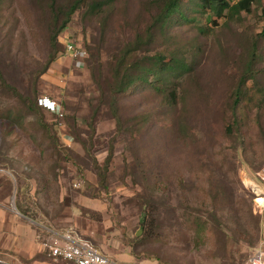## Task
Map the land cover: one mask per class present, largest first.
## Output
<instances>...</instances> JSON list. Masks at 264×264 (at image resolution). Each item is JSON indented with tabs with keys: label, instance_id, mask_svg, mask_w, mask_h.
Here are the masks:
<instances>
[{
	"label": "rangeland",
	"instance_id": "obj_1",
	"mask_svg": "<svg viewBox=\"0 0 264 264\" xmlns=\"http://www.w3.org/2000/svg\"><path fill=\"white\" fill-rule=\"evenodd\" d=\"M260 1L240 22L219 20L209 36L198 35L195 23L172 25L154 45L179 46L192 64L180 90L185 110L171 111L151 90H130L118 99L121 126L105 103L108 64L155 13L153 0H114L95 16L76 12L45 71L41 1H6L0 68L22 95L49 97L62 116L41 109L40 119L0 87V210L32 230L21 253L0 244V264H65L47 256L43 228L72 232L132 264H247L264 238V144L253 130L256 154L245 159L222 138L221 106L261 30ZM67 43L83 56L71 57ZM257 52L262 67L264 39ZM108 157L102 188L96 166ZM193 213L202 228L189 221Z\"/></svg>",
	"mask_w": 264,
	"mask_h": 264
},
{
	"label": "trees",
	"instance_id": "obj_2",
	"mask_svg": "<svg viewBox=\"0 0 264 264\" xmlns=\"http://www.w3.org/2000/svg\"><path fill=\"white\" fill-rule=\"evenodd\" d=\"M6 1L0 0V13L7 5ZM40 1V6L45 12V33L49 48L48 57L42 69L45 71L57 57L58 35L71 21L72 16L79 11H83L85 16L104 13L114 0ZM259 1L153 0L155 13L135 29L132 38L119 47L108 64L109 84L106 87L108 96L105 103H108L117 125L121 126L117 106L119 96L130 90L132 93L151 90L158 101L171 111L174 112L179 104H182L181 111L185 110V93L180 90L183 79L190 81L192 78V64L178 49L179 46L165 49L167 44L164 43L163 49H157L158 47L154 45L160 39H167L172 25L195 23L194 27L198 35L209 36L218 26L219 20H222L224 24L240 22L242 13H252L254 5L259 4ZM260 8L261 30L256 34V38L251 40V49L243 59L242 68L235 78V83L229 88L221 106L224 117L222 138L233 142L235 149L239 147L245 159L252 158L256 154L250 137L253 130L257 131L264 144V66L257 65L259 40L264 39V2ZM202 18L205 19V23L200 21ZM0 87L20 99L28 110L38 113L40 119H43L42 110L37 104L40 96L22 95L6 80L1 68ZM42 124L46 123L42 122ZM108 162L109 157L102 166L98 164L96 166V174L102 188L107 186L105 172ZM207 198L209 197H205L204 200ZM19 211L26 215L25 211L21 209ZM198 215L193 213L189 221L197 228H202L205 221L198 218Z\"/></svg>",
	"mask_w": 264,
	"mask_h": 264
},
{
	"label": "built area",
	"instance_id": "obj_3",
	"mask_svg": "<svg viewBox=\"0 0 264 264\" xmlns=\"http://www.w3.org/2000/svg\"><path fill=\"white\" fill-rule=\"evenodd\" d=\"M66 51L73 58L83 56V53L70 43L66 44ZM37 104L42 110L62 116L60 105L47 96H40L37 99ZM43 231L49 237L42 238L41 245L53 262H63L65 264H132L108 258L101 254L88 240L72 232L58 233L48 228H43ZM263 246L264 238L251 251L247 264H264Z\"/></svg>",
	"mask_w": 264,
	"mask_h": 264
},
{
	"label": "crops",
	"instance_id": "obj_4",
	"mask_svg": "<svg viewBox=\"0 0 264 264\" xmlns=\"http://www.w3.org/2000/svg\"><path fill=\"white\" fill-rule=\"evenodd\" d=\"M49 113H51V112H49ZM51 114H53V113H51ZM0 221H2V222H0V226L5 227L6 228V229H4L5 231H7V232L10 231V233H9L10 238L7 239V242H6V240H4V242H3V239L2 240L0 239V244H2V246L6 244V247H8V248L10 247L11 249L13 248V249H15V251L17 253H21L18 250L19 245H20V241H25V239H26V241L29 243V241L31 240V237H32V230H30L28 227L25 228L24 225L16 223L15 218L9 217L3 210H0ZM42 231H41L42 234L38 235V237H40L41 240H42V238H48L49 235L45 231H43V232ZM34 239H36L35 235H34ZM263 250H264V246H263Z\"/></svg>",
	"mask_w": 264,
	"mask_h": 264
},
{
	"label": "bare ground",
	"instance_id": "obj_5",
	"mask_svg": "<svg viewBox=\"0 0 264 264\" xmlns=\"http://www.w3.org/2000/svg\"><path fill=\"white\" fill-rule=\"evenodd\" d=\"M258 189V188H257Z\"/></svg>",
	"mask_w": 264,
	"mask_h": 264
}]
</instances>
